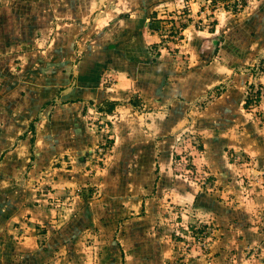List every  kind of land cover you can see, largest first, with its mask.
Returning <instances> with one entry per match:
<instances>
[{
    "label": "rangeland",
    "instance_id": "rangeland-1",
    "mask_svg": "<svg viewBox=\"0 0 264 264\" xmlns=\"http://www.w3.org/2000/svg\"><path fill=\"white\" fill-rule=\"evenodd\" d=\"M246 1L235 10L232 2L201 0L197 13L204 9L206 18L221 9L236 14ZM40 2L0 0V19L12 6ZM52 2L42 4L45 21L38 22L40 29L30 25L33 39L24 50L50 51L55 30L64 28L58 22H73L54 17ZM172 6L144 13L159 27L155 49L175 50L181 43L190 11L176 1ZM30 14L39 17L38 9ZM95 14L64 39L79 40L97 20ZM157 14L158 19L151 18ZM19 15L15 10L13 17ZM21 17L28 18L27 13ZM213 21L198 17L196 25L207 28ZM9 50L0 43V51ZM13 63L20 73L18 61ZM236 72L235 94L251 121L246 131L238 126V132L229 133L235 143L228 139L229 145L219 148L203 139L193 121L173 135L136 139L141 145L129 154L126 141L111 131V117L99 114L90 100L77 126H57L51 100L58 97L57 103L59 92L31 93L29 122L13 115L12 129L0 138V264H264V58ZM231 76L195 103L202 106L221 96ZM15 148V155L7 153ZM87 204L93 217L82 221L79 214ZM102 207L104 213H98Z\"/></svg>",
    "mask_w": 264,
    "mask_h": 264
},
{
    "label": "crops",
    "instance_id": "crops-1",
    "mask_svg": "<svg viewBox=\"0 0 264 264\" xmlns=\"http://www.w3.org/2000/svg\"><path fill=\"white\" fill-rule=\"evenodd\" d=\"M174 1L177 7L186 5L190 11L187 24L181 28V43L175 50L158 47L156 50L159 27L153 26L144 13L173 7ZM200 1L52 2L55 5L52 7L54 17H71L73 22H58L64 28L55 30L54 42L48 52L24 50V47L33 39L31 26L40 29L38 24L43 19L45 21L46 14L40 11L42 4L49 0H42L32 7L24 4L10 7L11 12L0 19V43L10 48L6 53L0 51V138L6 137L8 130L12 129L13 122L10 120L13 115L29 122L30 94L41 91L45 97V90L49 88L50 95L53 91L54 95L57 91L60 95L53 110L57 126L74 122L77 126L90 100L92 104H89L99 114L111 117V131L126 141L124 147L131 148L129 154L135 150L132 147L141 145V141L136 139L148 142L159 134L173 135L182 124L193 121L203 139H211L213 148L222 147L228 139L235 143L234 135L229 133L238 132V126L246 131L251 120L241 113V100L238 101L235 94L238 90L237 78L233 75L237 74L238 67L249 65L259 57L264 58V0H247L245 7L236 14L223 9L214 11V15L208 18L216 21L207 28L196 25L198 17L205 22L208 20L204 17V9L197 13L202 4ZM36 9L38 18L30 14ZM15 10L21 14L19 18L13 17ZM25 12L28 18L21 17ZM92 12H96L93 19L97 20L89 23L90 28L79 40H72L69 44L64 39L65 35L79 31ZM159 17L157 14L151 18ZM42 32L45 33V30ZM43 52L53 60L51 63L43 61L46 58ZM14 60L22 68L20 73L13 70ZM183 65L186 70L182 69ZM230 75L234 78L231 76L229 87L221 96H215L202 106L195 103L212 88L227 81ZM109 102H113L114 107L106 111ZM15 106L19 107L17 111ZM205 148V154H209V148ZM17 149L7 153L15 155ZM262 156L264 158V153ZM4 161L7 163L9 159ZM11 165L14 166V163ZM97 212L104 213L103 207ZM79 215L82 221L93 217L91 204L84 206Z\"/></svg>",
    "mask_w": 264,
    "mask_h": 264
},
{
    "label": "trees",
    "instance_id": "trees-1",
    "mask_svg": "<svg viewBox=\"0 0 264 264\" xmlns=\"http://www.w3.org/2000/svg\"><path fill=\"white\" fill-rule=\"evenodd\" d=\"M53 103H55V99H52L51 100V104H53ZM114 107V103L113 102H109V103H107V105H106V111H111L112 110V108ZM36 119V118H35ZM36 121V120H35ZM34 121V122H35ZM34 122H31L30 124H29V128H31V130L32 131H34ZM33 141H34V138L33 137H30V139H29V142H30V145L32 146V144H33Z\"/></svg>",
    "mask_w": 264,
    "mask_h": 264
},
{
    "label": "built area",
    "instance_id": "built-area-1",
    "mask_svg": "<svg viewBox=\"0 0 264 264\" xmlns=\"http://www.w3.org/2000/svg\"><path fill=\"white\" fill-rule=\"evenodd\" d=\"M229 2H232L229 5ZM226 5L230 6V9L238 10L242 5V0H225Z\"/></svg>",
    "mask_w": 264,
    "mask_h": 264
}]
</instances>
